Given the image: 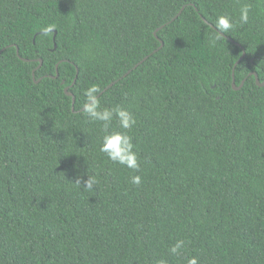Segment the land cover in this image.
<instances>
[{
  "label": "trees",
  "instance_id": "1",
  "mask_svg": "<svg viewBox=\"0 0 264 264\" xmlns=\"http://www.w3.org/2000/svg\"><path fill=\"white\" fill-rule=\"evenodd\" d=\"M0 50V264H264V0H0ZM93 84L138 170L76 111Z\"/></svg>",
  "mask_w": 264,
  "mask_h": 264
},
{
  "label": "clouds",
  "instance_id": "2",
  "mask_svg": "<svg viewBox=\"0 0 264 264\" xmlns=\"http://www.w3.org/2000/svg\"><path fill=\"white\" fill-rule=\"evenodd\" d=\"M249 7L245 5L240 9L239 22L240 24H247L249 20ZM233 22L227 15H219L215 21V27L218 33L223 34L233 28ZM51 31L50 27H45L44 32ZM214 45L215 40L210 41ZM101 89L93 84L84 91L85 101L83 107L76 111L83 110L87 117L92 121L102 122L105 132L107 133L103 137L100 151L105 153L107 157L119 165L125 166L128 169L138 170L140 167L137 153L133 150L134 145L131 136L126 131H111L107 130L112 125L113 120L118 121L119 129L128 130L136 124V119L133 114L126 108L116 106L113 108H102L99 100V94ZM72 93V92H71ZM73 94V93H72ZM74 110V108H73ZM132 184L139 185L141 183V177L134 175L131 180ZM76 183L82 184L86 189H93L97 183L94 177L83 176L77 178ZM185 242L179 240L171 248L173 254L179 253L184 247ZM158 264H166V261L161 260ZM188 264H197L196 258H191Z\"/></svg>",
  "mask_w": 264,
  "mask_h": 264
},
{
  "label": "water",
  "instance_id": "3",
  "mask_svg": "<svg viewBox=\"0 0 264 264\" xmlns=\"http://www.w3.org/2000/svg\"><path fill=\"white\" fill-rule=\"evenodd\" d=\"M183 7H184V6H181V7L179 8L178 12H177L176 14H174L173 17H172L170 20L166 21L163 25H160L159 27L155 28V30L153 31L154 36H155V37L159 40V42H160L158 48H160V47L162 46L163 42H162V40L157 36V31H158L161 27H163L165 24L170 23L171 21H173V20H174V19H175L180 13H181ZM200 16H201V18L205 21L204 17H203L201 14H200ZM54 48H55V42H54L53 49H54ZM1 51H2V50H0V52H1ZM17 53H18V50H17ZM244 54H245V52L242 51V53H241V55L239 56V58L235 61V64H237V63H238V62L244 57ZM19 57H21V56H19ZM22 59L25 60V61L28 60V59H26V58H22ZM143 59H145V57H144ZM143 59H142V60H143ZM37 60H38V65L36 66V68H34V69L32 70V75L34 74L35 69L39 68V66L41 65L42 60H41L40 58H38ZM142 60H141V61H142ZM141 61H139V62H138L137 64H135L133 67H136V65H138ZM57 65H58V63L56 64V67H57ZM129 71H130V69L127 70L123 75L127 74ZM76 74H77V67H76ZM249 74L254 75V78H255V81H256L257 85H259V86L264 85V80H263V81H259L258 76H257V73H256L255 71H251V72H249ZM52 76H53V78H56V77L58 76V69L56 70V74H55V75H52ZM40 79H41V77L35 79V81L38 82ZM75 79H76V75H75V77L73 78L72 83H71L70 85L65 86V88H64L65 92H66L68 95L72 96V110H73V108H74V107H73V104H74V96H73V94H72L70 91H68V88H69L71 85L74 84ZM61 83H64V81L61 80ZM112 84H113V82L109 83L106 87H109V86L112 85ZM242 84H243V80H242L238 85H235L234 78H232V87H233V89H236V90L239 89V88L241 87ZM105 89H106V88H105ZM102 91H103V90H102ZM100 93H101V92H100Z\"/></svg>",
  "mask_w": 264,
  "mask_h": 264
},
{
  "label": "rangeland",
  "instance_id": "4",
  "mask_svg": "<svg viewBox=\"0 0 264 264\" xmlns=\"http://www.w3.org/2000/svg\"><path fill=\"white\" fill-rule=\"evenodd\" d=\"M76 68V67H75Z\"/></svg>",
  "mask_w": 264,
  "mask_h": 264
}]
</instances>
